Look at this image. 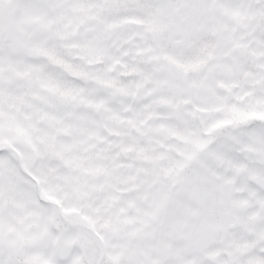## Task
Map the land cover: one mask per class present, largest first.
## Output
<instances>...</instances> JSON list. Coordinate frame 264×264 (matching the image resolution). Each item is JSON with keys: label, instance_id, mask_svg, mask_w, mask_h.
Instances as JSON below:
<instances>
[{"label": "snow or ice", "instance_id": "snow-or-ice-1", "mask_svg": "<svg viewBox=\"0 0 264 264\" xmlns=\"http://www.w3.org/2000/svg\"><path fill=\"white\" fill-rule=\"evenodd\" d=\"M0 264H264V0H0Z\"/></svg>", "mask_w": 264, "mask_h": 264}]
</instances>
